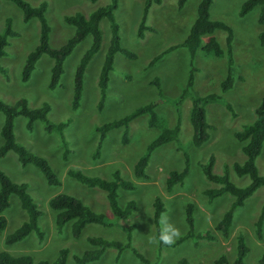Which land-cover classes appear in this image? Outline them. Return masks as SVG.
Listing matches in <instances>:
<instances>
[{"label": "rangeland", "instance_id": "1", "mask_svg": "<svg viewBox=\"0 0 264 264\" xmlns=\"http://www.w3.org/2000/svg\"><path fill=\"white\" fill-rule=\"evenodd\" d=\"M31 6L46 3L45 20L49 26L48 44L58 47L73 33V27L66 24L64 16L81 13L85 16L93 9L105 5L108 0H25ZM199 0H185L178 8L176 0H160L151 4L144 24L148 26L141 36L137 29L142 13L143 0H117L114 19L118 25L120 45L134 53L127 58L120 53L114 54L112 69L109 72L107 87L102 106L98 109L99 89L97 78L100 66L109 43V24L101 19L100 46L88 61L82 79L81 98L78 107H70L72 79L76 65L91 42L88 34L77 43L65 57L62 72L57 84L49 88L52 59L42 54L34 64L27 81L20 80L21 67L26 54L38 42L39 24L35 18L23 21L20 10L8 0H0V32L8 18L12 30L17 35L9 38L5 55L0 58L3 72H0V100L13 104L18 99L26 100L30 108L43 103L49 105L47 119L50 123L65 122L61 131H47L41 121H34L31 130L25 128V118H14L13 133L16 142L26 150L42 156L59 180L58 185L46 183L41 171L32 164L21 165L12 151L0 156V170L10 180L26 184V190L32 197L40 214L37 226L40 238L34 232L13 244L4 243L7 234L12 233L24 220L26 213L20 207L15 195H10L9 205L1 214L6 219L5 228L0 232V250L12 255L28 254L32 264L39 260L53 261L60 249L66 250L64 264H77L73 257L92 248L87 237H102L107 240L126 241V225H131L130 244L147 263H142L129 248L118 255L117 250L108 247L102 255L86 264H176L181 258L187 264H215L214 260L225 254L231 263L235 253V236L241 232L248 248L242 264H258V258L264 250V217L262 239L254 234V222L259 208L264 203V187L257 188L233 213V223L226 239L213 230L215 222L227 208L231 196L227 193L208 201L202 190L213 187L203 175L200 164L209 156L213 157L211 171L223 174L228 166V178L237 186L248 183L247 176L238 177L230 169L233 163H241L244 155L240 151L241 143L233 133L255 119L254 110L264 95V46L258 42V34L264 31V24L258 23V7L240 15L239 9L244 0H212L209 6V18L226 24L231 32L229 56L231 61L232 84L229 89L220 92L219 83L226 75L227 49L223 30H214L212 35L219 44L220 56L206 55L197 47L190 57L187 49L181 46L188 29L194 20ZM201 37V43L204 42ZM170 46H176L163 54L152 65L149 61ZM192 69L190 94L205 95L216 93L220 99L204 106L205 119L212 128L209 138L198 147L190 144L192 129L188 119L190 96H185L175 109V100L184 87L189 70ZM156 78L158 87L151 81ZM156 102L154 110L167 127L178 121V143L168 142L154 149L149 157L145 174L147 178H135L132 166L144 152L146 145L159 132L156 127H148L145 114L132 119L128 124L127 141L120 142L122 130L114 128L106 132L101 141L98 155L92 154L96 148L99 133L96 128L106 122L118 119L135 108L148 102ZM230 107L227 109L225 105ZM3 114L0 112V127ZM1 144V138H0ZM187 175L181 184H175L170 191L165 189V177L170 171H180L185 165ZM258 174L264 175V141L255 158ZM79 170L87 176L111 179L116 172L121 178L130 180L134 188H118L117 203L123 206L126 201L135 202V210L125 219H116L111 215L105 192L98 187H87L66 175L67 169ZM58 193L71 195L94 212L103 213L109 220L107 226L88 223L78 237L70 234V222L59 230L54 224L55 211L51 210L47 200ZM155 198L163 207L160 215H167L169 221L187 231L184 218L187 204L191 205L193 232L209 231L214 238L187 237L171 247L148 243V237L154 235L152 221ZM159 218V228L160 225Z\"/></svg>", "mask_w": 264, "mask_h": 264}, {"label": "trees", "instance_id": "2", "mask_svg": "<svg viewBox=\"0 0 264 264\" xmlns=\"http://www.w3.org/2000/svg\"><path fill=\"white\" fill-rule=\"evenodd\" d=\"M12 2L21 12L23 21H28L31 18H35L39 24L38 42L36 46L29 51L23 61L20 80L27 81L31 71L34 68V64L37 59L46 54L52 59V65L50 68V79L48 87H54L62 72V64L65 57L71 52L72 48L79 43L86 35L91 36V42L88 48L84 51L80 57L78 64L75 67L73 79H72V94H71V109L75 110L81 98L82 91V79L84 69L100 46L101 33L99 28V22L101 19H106L109 24V43L105 51L100 70L97 78V86L99 89V101L98 109L101 108L102 102L105 96V89L109 78V72L112 69L113 59L115 53H120L127 58H133L135 55L133 52L120 45V38L118 33V25L114 19V10L117 7V0H108V2L99 6L89 12L87 16L81 13H75L73 15L64 16L63 20L66 24L73 27L72 35L60 46L51 47L48 44L49 26L45 20L44 12L46 10V3L40 2L36 6H31L25 0H8ZM94 2L95 0H88ZM185 0H176V5L181 8ZM160 0H143L142 13L137 29L136 35L139 37L142 35L143 30L148 26L144 24L147 11L151 4H158ZM212 0H199L196 9L195 17L192 21L188 32L181 42V46H184L190 57L193 56L195 50L201 45V50L206 55L220 56L222 50L213 37L214 30H223L226 33L225 42L227 49V70L226 75L219 83L220 92H224L230 88L232 84V76L230 71L231 61L229 56V43L231 39V32L229 27L221 21L212 20L209 18V6ZM254 7H258L257 21L264 24V0H244L240 6L239 14H245ZM17 35V32L12 30L10 20L7 18L4 21L3 28L0 32V58L5 55V47L9 43V38ZM204 36V42L201 43V37ZM258 42L264 46V31L258 34ZM176 46H170L163 50L161 53L152 57L148 65H152L163 54L172 50ZM0 72H3V67L0 64ZM158 87V80L154 78L151 81ZM192 86V69L189 70L186 83L182 88L180 94H178L175 100V109H178L180 101L187 95L190 96V109H189V122L192 129L190 144L194 147L200 146L209 138V130L212 126L206 122L204 106L208 103L216 102L220 99V95L216 93H207L205 95L190 94ZM154 102H148L141 105L130 113L112 121L106 122L96 128L99 133L98 142L96 148L92 154V157L98 155L101 141L105 137L107 131L114 128H121L122 133L120 142L125 143L127 141V130L129 122L139 115L145 114L147 117L146 124L148 127H156L159 129L158 134L154 137L145 147L144 152L135 160L132 166V172L135 178L145 179L147 175L144 170L147 166L149 157L154 149L168 143H178L179 124L176 120L173 126L167 127L163 124V121L156 114ZM228 109L230 106L225 105ZM49 111V105L43 103L38 107L30 108L27 106L26 100L20 98L13 104H7L0 100V112L3 114V121L0 127V156H3L8 151H12L16 155L17 161L21 165L32 164L37 167L46 183L50 185H58L59 180L53 173L52 169L46 162V160L37 154H34L25 149L24 146L16 142L13 133L14 118L21 115L25 118V128L31 130L34 121L39 120L43 123L44 129L50 131L51 129H57L61 131L65 122H59L57 124L50 123L47 119V113ZM255 119L245 124L240 130L233 133L234 138L241 143L240 151L244 155V159L241 163H233L230 169L238 177L247 176L249 181L244 186H237L228 178V166H224L223 174H215L211 171L213 157L209 156L205 163L200 164V169L205 178L214 184L213 187L205 188L202 190L203 195L208 201L213 200L220 195L227 193L231 196L227 208L221 214L220 218L215 222L213 230L219 233V236L226 239L230 234V228L233 223V213L238 207L244 205V201L248 198L257 188L264 187V175H260L257 172L255 166V158L260 152L261 145L264 141V95L257 107L254 110ZM177 145V144H176ZM185 158V165L180 171H170L165 177V189L170 191L175 184H181L185 176L187 175V161L188 158L183 153ZM66 175L75 179L76 181L84 184L87 187H98L105 192L106 201L111 212V215L116 219L125 220L136 208L133 200H128L123 206H119L117 203V190L118 188L130 190L134 188V184L130 180L121 178L116 172L111 179H103L97 176H87L81 173L79 170L67 169ZM10 195H15L19 201L20 207L26 213V220H24L12 233H9L4 238V243L7 245L13 244L16 241L21 240L27 236L30 232L36 233L40 238L41 231L37 226V218L40 214L34 203L32 197L26 190V184L16 183L9 179V177L0 170V232L5 228L6 219L1 212L8 207ZM49 208L55 211L54 224L56 229H60L66 222H70V234L72 237H78L88 223H97L104 226L110 224L109 220L103 213L94 212L86 205L80 202L75 197L58 193L51 196L47 200ZM152 221L155 227L154 235H158L159 218L163 212L162 203L158 198H155L153 203ZM191 205L187 204L185 208V221L187 224V231L182 237L175 243H180L187 237H196L213 239L214 236L209 232L194 233L193 232V218H192ZM264 217V203L260 206L257 218L254 222V234L257 239H262V223ZM130 231L131 225H126V241L120 242L116 240H107L102 237L94 236L87 237L88 243L92 248L87 249L79 256H74L73 259L77 264H86L90 261L98 259L104 250L108 247L115 248L117 255L124 249L129 248L135 257H137L142 263H147L130 244ZM244 235L239 232L235 236V253L231 263L225 254H220L215 260V264H242L243 258L246 255L248 248L244 242ZM164 245H159L160 249ZM66 259V250L60 249L57 257L49 262L46 260H39L36 264H64ZM0 264H32L31 256L28 254L12 255L5 250H0ZM176 264H187L184 258L177 261ZM258 264H264V250L258 258Z\"/></svg>", "mask_w": 264, "mask_h": 264}, {"label": "clouds", "instance_id": "3", "mask_svg": "<svg viewBox=\"0 0 264 264\" xmlns=\"http://www.w3.org/2000/svg\"><path fill=\"white\" fill-rule=\"evenodd\" d=\"M160 231L158 235H151L148 237L150 245H164L167 247L173 246L181 237L182 232L179 227L169 221L167 215H162L160 218Z\"/></svg>", "mask_w": 264, "mask_h": 264}]
</instances>
